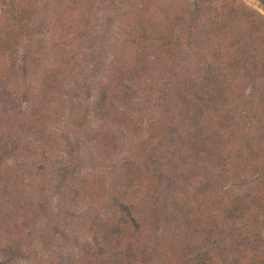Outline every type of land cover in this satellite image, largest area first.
I'll return each instance as SVG.
<instances>
[{
	"label": "trees",
	"instance_id": "16d2710c",
	"mask_svg": "<svg viewBox=\"0 0 264 264\" xmlns=\"http://www.w3.org/2000/svg\"><path fill=\"white\" fill-rule=\"evenodd\" d=\"M38 1L0 0L2 197L9 198V178L17 181L14 171L4 168L3 147L15 131L28 136L29 128L44 120L41 113L34 118L31 110L18 121L10 91L20 40ZM188 1L189 6H181L177 0H146L124 27L129 31L118 44L116 62L121 81L129 77L136 83L152 72L162 78L155 88L158 113L150 109L151 139L134 149L163 170L144 166L145 173L127 177L123 216L111 227L106 248H85L69 264L96 259L101 264H264V18L255 13L235 22L239 14L232 11L225 17L212 13L204 21L205 4L213 0ZM62 6V17L68 19L82 1L62 0ZM62 17L55 21L58 44L68 37ZM201 21H207L204 31ZM188 37L200 38L209 48L208 53L202 50V66L194 71L177 70L176 63H183L186 55L169 51L153 57L144 49H177L178 41L184 44ZM152 58L161 66L164 61L165 67L155 70ZM116 88L110 87L112 100L120 97ZM100 181L90 176L78 189L100 194ZM160 181L167 184L163 189L158 188ZM35 199L21 198L17 213L1 206L0 225H14L22 213L34 218Z\"/></svg>",
	"mask_w": 264,
	"mask_h": 264
},
{
	"label": "rangeland",
	"instance_id": "374dc122",
	"mask_svg": "<svg viewBox=\"0 0 264 264\" xmlns=\"http://www.w3.org/2000/svg\"><path fill=\"white\" fill-rule=\"evenodd\" d=\"M80 1L76 14L66 19L62 0H39L20 40L10 86L14 117L22 123L35 110L34 118L41 113L44 120L31 126L28 136L15 131L3 147L4 168L13 170L17 181L9 178V198L0 196V207L17 213L21 198L35 196L38 214L28 218L29 212L22 213L23 222L0 225V264H69L85 248L96 244L106 248L111 227L123 216L126 178L145 173L144 166L163 170L134 149L151 139L150 109L158 113L155 88L162 78L152 72L136 83L129 77L123 82L116 63L118 44L129 31L124 27L146 0ZM177 3L189 6L188 0ZM232 11L239 14L235 22L255 13L264 18L257 0H213L205 4L202 18L208 20L212 13L225 17ZM60 16L68 27L63 44L54 37ZM178 42L177 49L142 47L153 57L170 52L186 55L183 63H176L177 70L201 68L202 50L209 52L204 41L188 37L184 44ZM158 60L152 58L155 70L165 67ZM112 84L120 90L118 100H112ZM90 176L101 180L100 194L78 189ZM166 185L160 181L158 188ZM261 240L264 244V228Z\"/></svg>",
	"mask_w": 264,
	"mask_h": 264
},
{
	"label": "water",
	"instance_id": "95a60500",
	"mask_svg": "<svg viewBox=\"0 0 264 264\" xmlns=\"http://www.w3.org/2000/svg\"><path fill=\"white\" fill-rule=\"evenodd\" d=\"M259 4L262 5L263 9H264V0H257Z\"/></svg>",
	"mask_w": 264,
	"mask_h": 264
}]
</instances>
